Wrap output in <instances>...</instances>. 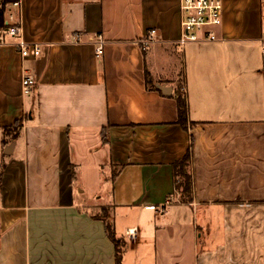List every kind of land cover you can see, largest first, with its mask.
Returning <instances> with one entry per match:
<instances>
[{
    "label": "crops",
    "instance_id": "crops-1",
    "mask_svg": "<svg viewBox=\"0 0 264 264\" xmlns=\"http://www.w3.org/2000/svg\"><path fill=\"white\" fill-rule=\"evenodd\" d=\"M220 2L216 39L183 47L179 0L7 9L41 53L0 45V264H116L105 210L120 264H264V0ZM188 150L184 200L173 166Z\"/></svg>",
    "mask_w": 264,
    "mask_h": 264
},
{
    "label": "built area",
    "instance_id": "built-area-1",
    "mask_svg": "<svg viewBox=\"0 0 264 264\" xmlns=\"http://www.w3.org/2000/svg\"><path fill=\"white\" fill-rule=\"evenodd\" d=\"M14 4L13 7H16ZM179 14H180V37L177 41L179 46H185L189 43L212 42L215 35L211 31L221 24L222 5L220 0H179ZM5 23L8 25L7 29L0 33V45L5 37L17 39L15 49L23 59L37 58L40 56L41 49L36 44H27L20 39V27L13 23L10 16ZM156 34L155 30H150L147 37L142 41V45L147 47L152 43ZM78 40V37H75ZM103 40L98 37L97 47L95 49L96 57H101L103 54ZM36 81L30 75H25L21 81L22 93L29 96ZM149 209H154L149 207ZM136 230L130 229L127 235L133 240L135 238Z\"/></svg>",
    "mask_w": 264,
    "mask_h": 264
},
{
    "label": "trees",
    "instance_id": "trees-1",
    "mask_svg": "<svg viewBox=\"0 0 264 264\" xmlns=\"http://www.w3.org/2000/svg\"><path fill=\"white\" fill-rule=\"evenodd\" d=\"M18 1L19 0H0V33L5 31L8 27V25L5 23V14H6L7 9L12 7L14 4L18 5ZM173 97L176 101V107H177L176 124H178L183 130H186L187 125H188V118H187L188 108H187V103H186L184 92L180 93L179 89L177 88L174 91ZM20 128H21V122L16 121L11 127L3 128L2 130L3 135L5 136L11 133V135L13 134L12 135L13 137H16V135L20 131ZM102 137L104 138V140H106L105 133L102 135ZM189 161H190V151L188 150L186 154L184 155V157L181 160L177 161L173 166L175 180L176 178H178V176L184 179V182L180 184V187H181L180 194H181V198L184 200L190 197V192H191L190 191L191 190V179L188 173ZM0 180H1V169H0ZM0 188H1V185H0ZM176 189H178L177 183H176ZM103 220L105 224L106 233L108 237L110 238V240L112 241L115 247V250H116V264H120L121 252L124 247V244L122 240L116 238L113 232L109 217L104 214Z\"/></svg>",
    "mask_w": 264,
    "mask_h": 264
},
{
    "label": "rangeland",
    "instance_id": "rangeland-1",
    "mask_svg": "<svg viewBox=\"0 0 264 264\" xmlns=\"http://www.w3.org/2000/svg\"><path fill=\"white\" fill-rule=\"evenodd\" d=\"M9 9V8H8ZM7 40H11L12 38L11 37H6ZM176 87L179 89L180 93H183V79H182V76L179 75L178 79H177V85ZM184 182V179L180 176H178V178H176V183H177V192L180 193L181 192V187H180V184ZM105 215L108 216V214L110 215L109 211L108 210H105L103 212Z\"/></svg>",
    "mask_w": 264,
    "mask_h": 264
},
{
    "label": "water",
    "instance_id": "water-1",
    "mask_svg": "<svg viewBox=\"0 0 264 264\" xmlns=\"http://www.w3.org/2000/svg\"><path fill=\"white\" fill-rule=\"evenodd\" d=\"M159 90H161V91H164L165 89H164V88H162V87H159Z\"/></svg>",
    "mask_w": 264,
    "mask_h": 264
}]
</instances>
